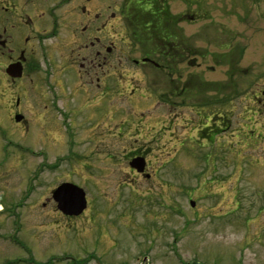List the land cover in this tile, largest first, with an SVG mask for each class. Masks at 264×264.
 Segmentation results:
<instances>
[{
    "label": "rangeland",
    "instance_id": "rangeland-1",
    "mask_svg": "<svg viewBox=\"0 0 264 264\" xmlns=\"http://www.w3.org/2000/svg\"><path fill=\"white\" fill-rule=\"evenodd\" d=\"M129 1L116 0L99 91L86 77L57 83L51 175L19 211V233L0 225V264L28 258L13 239L35 264H264V0H166L183 61L158 70L131 41L145 39L146 15L133 2L125 20ZM65 182L85 193L78 217L42 207Z\"/></svg>",
    "mask_w": 264,
    "mask_h": 264
},
{
    "label": "flooded vegetation",
    "instance_id": "flooded-vegetation-1",
    "mask_svg": "<svg viewBox=\"0 0 264 264\" xmlns=\"http://www.w3.org/2000/svg\"><path fill=\"white\" fill-rule=\"evenodd\" d=\"M133 2L146 14L154 12L153 6L170 14L168 20L158 22V30H162L156 39L131 35L132 42L144 46L153 42L172 46L171 52H163L161 48L153 54L147 52L142 64L157 70L166 66V59L181 64L182 53L176 54L178 47L174 44L179 40L175 34L179 22L171 15L168 2L130 0L120 10L123 15L126 9L128 22L131 17L128 8ZM115 19L116 0H0V225L11 221L15 234L19 233L16 226L19 211L33 202L36 183H41L43 175H51L53 111L60 110L57 83L61 84L62 77L63 80L76 77L75 81L86 77L89 79L86 88L99 91L101 78L109 77L101 70L114 60ZM145 26V30L151 29V22ZM37 48L44 54L37 56ZM189 56L187 51L186 58ZM132 63L138 66L139 61ZM109 88L107 85L102 89ZM162 98L165 103L172 99L168 95ZM37 143L39 149L35 148ZM52 193L50 189L42 207L52 208L54 204L57 210ZM13 242L22 252H28V258L4 264H35L29 258L26 242L15 239Z\"/></svg>",
    "mask_w": 264,
    "mask_h": 264
},
{
    "label": "water",
    "instance_id": "water-1",
    "mask_svg": "<svg viewBox=\"0 0 264 264\" xmlns=\"http://www.w3.org/2000/svg\"><path fill=\"white\" fill-rule=\"evenodd\" d=\"M130 167L141 173L144 167L142 158H135L130 162ZM53 200L57 203V209L67 216H78L86 208L85 193L82 189L72 184H62L52 193ZM190 206L194 203L191 201Z\"/></svg>",
    "mask_w": 264,
    "mask_h": 264
},
{
    "label": "trees",
    "instance_id": "trees-1",
    "mask_svg": "<svg viewBox=\"0 0 264 264\" xmlns=\"http://www.w3.org/2000/svg\"><path fill=\"white\" fill-rule=\"evenodd\" d=\"M153 13L152 14H146V22H151V29H146L145 32H146V37L145 38H148V37H153L154 39L157 38V34L161 33V30H158V22H164L166 20H168L167 18V15L168 12L166 10H161L160 8L157 9V6H153ZM161 11V12H160ZM162 18V19H161ZM161 19V20H160ZM143 28H146V26L143 25ZM148 30V32H147ZM158 37H160L158 35ZM148 45L151 47V49H148V53H155L156 50L158 49H164L165 45H157L156 42H153L152 44H149Z\"/></svg>",
    "mask_w": 264,
    "mask_h": 264
}]
</instances>
